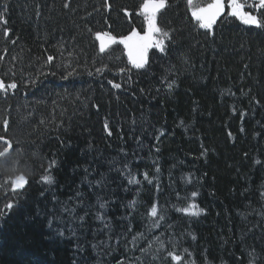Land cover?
Here are the masks:
<instances>
[{
	"label": "trees",
	"instance_id": "16d2710c",
	"mask_svg": "<svg viewBox=\"0 0 264 264\" xmlns=\"http://www.w3.org/2000/svg\"><path fill=\"white\" fill-rule=\"evenodd\" d=\"M142 2L0 0V264H264V28L166 0L137 69Z\"/></svg>",
	"mask_w": 264,
	"mask_h": 264
},
{
	"label": "snow or ice",
	"instance_id": "6c2138e0",
	"mask_svg": "<svg viewBox=\"0 0 264 264\" xmlns=\"http://www.w3.org/2000/svg\"><path fill=\"white\" fill-rule=\"evenodd\" d=\"M166 0H143L140 5V10L137 13L138 15H142L144 17L145 23L147 25V30L144 35H140L136 31H133L131 35L127 37L117 38L108 32H97L95 34L96 39L99 43L100 52H104L106 48L111 44H123L127 49L129 62L137 69L143 68L146 61V54L149 48L156 47L163 51V39L155 38L156 35H160L162 37H168L169 33L167 31H163L161 28L157 26L156 16L157 13L165 7ZM187 4L189 9L191 10L193 18L198 22V25L202 29L211 30L213 25L216 23L217 19L225 13L226 6L230 10L228 12L229 15L236 17L245 25H252L257 28H264V16L254 15L252 12L245 11V7H255L257 11L260 9H264V0H258L255 5H249L247 0H227V5L225 0H210V2L201 6L199 3H196L195 0H187ZM5 11L7 10V5L4 6ZM6 23V21H5ZM7 30H5V35H7ZM48 61H52L53 57L48 56ZM99 71V70H98ZM111 83V81H110ZM116 88H119V84L113 85ZM8 89H16L17 84L12 82L7 85ZM0 90H5V84L2 80H0ZM7 120L4 121V128L7 130ZM0 140H3L6 147L3 148V151H0V157H3L9 150L11 149V142L6 140L4 137H0ZM54 163V162H53ZM41 179L45 183H52L53 179L50 175L42 176ZM11 187L13 191H17L19 189L24 188L27 184V178L23 175H17L14 178H10ZM132 181H130L131 183ZM193 196L196 195L195 192L192 193ZM13 205L8 203L6 208L11 209ZM103 207V205H101ZM196 205H190L189 208L182 209L185 213L191 215H198L199 211H192V209H196ZM2 214V212H0ZM157 214L156 206L151 208V215L155 216ZM194 238V237H193ZM169 256L173 261H176L177 264L181 261V257L174 253H169Z\"/></svg>",
	"mask_w": 264,
	"mask_h": 264
},
{
	"label": "rangeland",
	"instance_id": "374dc122",
	"mask_svg": "<svg viewBox=\"0 0 264 264\" xmlns=\"http://www.w3.org/2000/svg\"><path fill=\"white\" fill-rule=\"evenodd\" d=\"M245 11H248V7H245V9H244ZM230 11V10H229ZM147 30V29H146ZM133 32V31H132ZM131 32V33H132ZM137 32V31H136ZM131 33L130 34H128V35H126V36H129V35H131ZM137 33H139V32H137ZM140 35H144L143 33H139ZM126 36H124V37H126ZM157 36V35H156ZM155 38H157V37H155ZM158 39V38H157ZM124 46V45H123ZM125 48V47H124ZM152 48V47H151ZM151 48H149L148 49V51H147V54H146V61H147V58H148V52H149V50L151 49ZM127 49L125 48V51H126ZM1 142H3V140H0Z\"/></svg>",
	"mask_w": 264,
	"mask_h": 264
}]
</instances>
